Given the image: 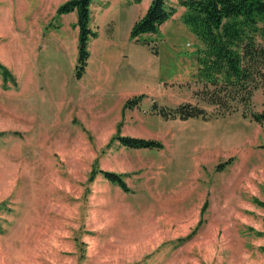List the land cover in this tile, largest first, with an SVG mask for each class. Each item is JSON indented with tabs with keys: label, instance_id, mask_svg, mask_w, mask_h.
Listing matches in <instances>:
<instances>
[{
	"label": "rangeland",
	"instance_id": "obj_1",
	"mask_svg": "<svg viewBox=\"0 0 264 264\" xmlns=\"http://www.w3.org/2000/svg\"><path fill=\"white\" fill-rule=\"evenodd\" d=\"M65 1L0 0V63L16 78L0 69V264H264V124L241 111L183 121L153 110H213L194 95L203 43L186 9L168 0L176 13L139 45L130 29L146 0L104 15L110 0H96L90 25L104 38L90 39L77 79V13L57 16ZM263 109L259 90L253 110ZM126 135L163 147L127 148ZM94 169L124 174L129 190Z\"/></svg>",
	"mask_w": 264,
	"mask_h": 264
},
{
	"label": "trees",
	"instance_id": "obj_2",
	"mask_svg": "<svg viewBox=\"0 0 264 264\" xmlns=\"http://www.w3.org/2000/svg\"><path fill=\"white\" fill-rule=\"evenodd\" d=\"M94 0H67L57 9V16L77 12L76 26L79 28L78 63L76 78L86 72L90 58L89 41L98 36L91 25V6ZM141 3L142 0H132ZM184 7V24L201 40L203 49L198 55L197 81L202 87L194 92L200 100L213 107L209 111L199 104L184 102L176 107L159 106L153 102V110L165 119L189 120L224 117L242 112L245 118L264 124V109L253 110V98L261 90L264 96V0H177ZM177 11L168 0H152L146 13L133 24L130 37L142 41L146 34H156ZM157 54V51H155ZM5 81L16 84L10 70L0 63ZM145 95L128 99L126 108L138 107ZM3 132H0V137ZM121 145L127 148L161 149L163 144L155 139L133 136H118ZM123 190L129 187L124 174L109 170H93ZM1 229V220H0Z\"/></svg>",
	"mask_w": 264,
	"mask_h": 264
},
{
	"label": "crops",
	"instance_id": "obj_3",
	"mask_svg": "<svg viewBox=\"0 0 264 264\" xmlns=\"http://www.w3.org/2000/svg\"><path fill=\"white\" fill-rule=\"evenodd\" d=\"M96 0H94L93 1V3H92V6H91V8H92V10H91V15L93 14L92 12H93V4H94V2H95ZM114 1H119V0H110V2L108 1L107 2V4H105L104 5V7L103 8H100L99 10H97V13L99 14H107V13H109L111 10H112V8H113V2ZM151 1L152 0H146V1H144V7H147V9H148V7H149V5H150V3H151ZM75 13H77L76 11H74ZM74 12H71V13H74ZM140 18V17H139ZM139 18H137L136 20H138ZM135 20V21H136ZM112 21H114L113 20V18H110V22L108 23V24H110V23H112ZM135 21H134V23H135ZM133 23V24H134ZM133 24H132V26H133ZM132 26H131V28H132ZM92 28H93V26H92ZM113 28H114V26H113ZM113 28H111L112 30H113ZM130 31H131V29H130ZM110 32V31H109ZM110 34H112V32L111 33H109V37H107L106 39H105V43H107V44H112V43H114L115 42V39L113 38V37H110V36H112V35H110ZM99 37V33H98V36L97 37H95V38H92V40H94V39H96V40H102L104 37H103V35L100 37V38H98ZM98 38V39H97ZM135 43H137V44H142L141 42H136L135 40H133ZM142 45H144V44H142ZM88 64H89V62H88ZM142 67V66H141ZM142 71V73H143V68L141 69ZM111 71H112V65L111 64H108V63H106L104 66H103V68L101 69V71H100V73H101V75H103V76H101L102 78H103V80L104 79H106L107 80V78L110 76V74H111ZM106 75H108V76H106ZM143 79V77H141V76H139L138 74H131V80H132V83H134V82H137V81H141ZM129 82V80L127 81V82H125V83H121V84H119V85H117V87H116V91L119 93H124L125 95H127L128 94V91H129V89H130V87H132V86H134V85H132V84H129L128 83ZM112 84V83H111ZM111 88H113V87H111Z\"/></svg>",
	"mask_w": 264,
	"mask_h": 264
}]
</instances>
